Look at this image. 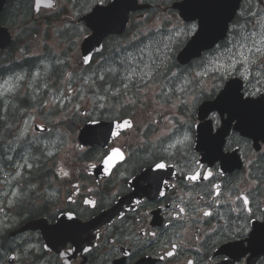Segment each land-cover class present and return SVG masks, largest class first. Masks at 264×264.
<instances>
[{
  "label": "flooded vegetation",
  "instance_id": "flooded-vegetation-1",
  "mask_svg": "<svg viewBox=\"0 0 264 264\" xmlns=\"http://www.w3.org/2000/svg\"><path fill=\"white\" fill-rule=\"evenodd\" d=\"M194 140L193 134V139L188 141V162H179L180 177L175 182H169V190L172 193L178 194L183 190L188 194L192 192L195 195L193 205L188 210V205L181 206L179 203V207L187 209L186 215L179 214L176 206L170 221L172 226L159 232L157 237L160 243H166L184 235L181 229H189L193 234L178 238L174 242L177 244L176 254L168 257L166 262L163 259L156 262L157 247L145 238L146 231L140 227L138 216L132 212L115 218L109 228L103 229L99 245L91 243L85 237L63 238L56 251H50L40 230L29 231L21 236L15 234L24 224L32 221L46 220L49 225H55L68 213L88 220L97 212L114 207L120 197L131 192L129 181L137 174L134 171L150 167L154 159L166 153L162 152L164 148H160L162 151L141 152L134 159L126 161L122 169L114 170L112 175L102 182L97 181L96 177H87L88 168H81L77 164L67 179L63 166L65 143L61 141L58 146V159L52 163L50 170L28 174L29 189L21 195L22 198L15 199L14 209L0 208V214H14L11 217L13 225L0 230V264H187L189 260L194 264H264V252L252 249L247 243L244 244L243 254L239 255L238 259L235 256L225 259L223 252L227 245L219 242L214 244L210 237L216 235L214 228L226 225L228 220L240 223L237 211L233 210L235 205H225L221 200L216 206H207V202L215 194L213 185L219 184L223 191L231 190L230 199H234L240 192L251 193V207L256 213L254 219L264 220L261 215L264 213V141L248 143L249 169L242 171L235 168L225 169L219 162L210 164L202 160L201 156L193 151ZM182 146L183 144H180L169 151L179 150ZM197 161L203 164V168L198 167ZM55 165L59 166L57 173H51L50 171L55 170ZM194 170L203 174L212 171L213 176L208 180L191 183L186 180L185 174L191 175ZM220 172H223V175H219ZM22 199L25 201H21ZM85 200H95L96 207L86 205ZM177 202L184 200L177 199ZM201 208L210 211L212 216L204 217L202 212H199ZM17 213L25 216H15ZM177 214L183 219H175ZM193 216L195 220L192 219ZM170 249L173 251L172 245Z\"/></svg>",
  "mask_w": 264,
  "mask_h": 264
},
{
  "label": "snow or ice",
  "instance_id": "snow-or-ice-1",
  "mask_svg": "<svg viewBox=\"0 0 264 264\" xmlns=\"http://www.w3.org/2000/svg\"><path fill=\"white\" fill-rule=\"evenodd\" d=\"M105 0H99V4L91 16L88 17L87 27L83 30L88 32L90 30L91 40H88V44L93 41H99V39L107 34V31L111 30L110 25L113 20L120 16V9L122 7L121 0H116L110 7L105 8L102 5ZM183 8L179 9L180 15L185 20L196 21L198 23H192L190 27L184 30L183 35H192L194 38L189 44L188 48L181 54H186L191 46L200 45L197 48V54L194 56H200V50L202 48L212 49L211 58L201 57L200 63L196 66L197 68H204L205 72H212L213 75H218L220 80H224L229 73H240L241 75L250 74L253 70L261 75H264V60H258L254 63V58L264 57V30L261 31H247L246 29L241 31L233 29V39L227 44L221 46L216 45L213 48L215 41L212 39L208 43H201L204 41L209 34H211L212 26L219 19V15L222 13L220 9L223 7L217 2V0H185ZM47 7H51V4H47ZM209 10H216V15H213ZM183 14V15H182ZM253 16L257 17V24L261 29H264V20L259 18V14L253 13ZM255 28V25L253 26ZM153 34L149 35L145 32L143 35L145 39H140L138 44L133 46V50H124L121 58L114 59L111 64L107 67L101 68L97 75L99 81L108 84V88L104 89L107 96L115 97L116 102L122 95H126L127 91L131 87L136 86L137 83L144 87L149 86L150 82H154L157 78H163L164 83L160 95L168 97L169 100L174 97L180 98L181 103L186 106L191 103L192 107H195L199 103L200 99L203 97L204 90L200 87V78L204 73L200 71H195L190 67L188 69H180L179 71H173L175 65L169 64L171 59L169 53L172 51L171 36L166 34L162 29L149 30ZM167 36V39L165 38ZM139 39V37H137ZM145 40L147 42H145ZM231 45V46H229ZM98 50V49H97ZM190 56L186 60L191 59ZM186 60H181L185 62ZM83 64L87 65L92 62V56L87 52L81 57ZM207 66V67H206ZM39 72L34 73V77L39 76ZM71 78V75L70 77ZM17 80L23 79V76H17ZM95 83V81H93ZM10 84L9 80L4 81L5 92H11L15 85L8 86ZM231 85V87H229ZM166 89V91L164 90ZM199 89V90H197ZM177 91L183 93V97H177ZM135 101H132L134 103ZM105 104H100L101 108H104ZM110 108H115V103L108 105ZM209 111L216 110L219 112L220 117L223 118L224 114L227 113V123L230 124L232 121H237V130L242 131L244 128L246 115L250 109L257 106H264V96L260 99H252L242 97L238 89L234 88L232 84H228L222 92H220L218 98L214 104L209 105ZM88 115H91L90 113ZM166 119V117H165ZM93 124H100L99 120L93 119ZM103 127V125H101ZM133 124L130 120H122V122L115 123L111 128H109L105 143H109L107 137L119 138L122 130L132 129ZM191 128V125H188ZM207 127V138L209 141V149L214 150L216 153L215 159L221 160L224 164L225 169H227L231 157L220 155L221 148L226 151L230 145L225 146L223 143V136L227 134L226 128L221 129L220 134L217 136L212 135V126L209 124ZM44 131L43 128L40 129ZM95 130V129H93ZM179 135V133H177ZM189 137L187 134L183 135V139H177L175 143H169L168 148L162 149L167 152L171 148H175L179 144H183L188 141ZM125 158L124 152L120 148H112L110 152L105 153L102 157L103 168L105 173H109L113 165L117 161H123ZM207 159V156H206ZM167 158L164 156H159L152 161L150 165V171L154 173L152 180L159 187L161 184L167 185L168 180L165 177V171L171 166L170 163L166 162ZM210 163L212 161H209ZM199 168H203V164L197 161ZM31 167V165H28ZM93 168L96 165H92ZM20 173L17 172V176ZM64 175H68L67 172ZM219 175H223L220 172ZM213 176L212 171H207L206 174L201 173L199 170H194L191 175L185 174V178L188 181L196 182L200 180H208ZM214 196L207 202L208 207L216 206L221 200L224 201L225 205L232 204L235 205L234 211H237V219L240 223H234L228 220L226 225L220 226L218 229H213L216 233L214 237H210L213 243H222L227 245L223 252L225 254V259L227 260L230 256H235L237 259L239 255L243 254L244 244L256 246L260 245L264 247V220L254 219L256 213L252 211L251 199L249 194L243 192L237 193L234 199H230L232 196L231 190L223 191L221 185L214 184ZM160 196H164V191L159 192ZM211 196L212 193L210 192ZM241 202V203H237ZM86 205L91 207H96L95 200H85ZM137 204L141 201L137 200ZM242 205V206H241ZM179 214H186L187 209L185 207H179ZM204 217L212 216L210 211L205 208L199 209ZM177 214L175 219H183L181 215ZM264 216V213L261 214ZM195 220V216L192 217ZM70 221V222H69ZM198 224L199 221H196ZM82 226L78 223L76 218L71 214H67L66 220H61L53 228L49 229V232L56 236L64 237L66 239L71 238V235L75 230L81 228ZM145 235L155 236V233H145ZM75 242V241H73ZM177 244H172L173 251H168L165 255L172 257L176 254L175 249ZM87 251L88 249H84ZM251 250V249H249ZM127 254V253H126ZM164 257H161L163 259ZM187 264H194L192 260L187 261Z\"/></svg>",
  "mask_w": 264,
  "mask_h": 264
},
{
  "label": "water",
  "instance_id": "water-1",
  "mask_svg": "<svg viewBox=\"0 0 264 264\" xmlns=\"http://www.w3.org/2000/svg\"><path fill=\"white\" fill-rule=\"evenodd\" d=\"M239 1L240 0H217V2L223 6L220 9V11L222 13H225V14L227 13V14L226 15H223V14L219 15L218 21L216 23H214L212 26L211 34H209V36L204 41L201 42L202 44L208 43V42H210V40L213 39L215 41V43L213 44V46H214L217 42L224 39L226 32H227L228 24L231 22V20L233 19V16L236 13ZM115 2H116V0H115ZM115 2H113V3H115ZM121 2H122V7L120 9V16L113 20L112 24L110 25L111 30L107 31V34L103 35L99 39L98 42L93 41L91 44H88V42H86L84 50L89 55L92 56V54L99 52L101 50L102 41L105 37H107L110 34H121L124 31L125 24H126V16H127V12H128L129 6H130V0H121ZM2 5H3V0H0V10H1ZM209 11L212 12L213 15H216V10H209ZM89 40H91V38ZM11 45H12V41L8 37V35H6L4 32H3V34H0V46L2 48H7V47H10ZM199 46H200L199 44L196 46H191L190 50L186 54H183L181 56V54L184 52L183 51L179 56V60L180 61L186 60L190 56H193V57H191V59L198 57V56H194V55L197 54V48ZM207 49H209V48H202L200 50V54L202 51L207 50ZM191 59L186 60L185 62H182V63H187ZM87 141H88L87 139L83 140L84 143H86Z\"/></svg>",
  "mask_w": 264,
  "mask_h": 264
},
{
  "label": "rangeland",
  "instance_id": "rangeland-1",
  "mask_svg": "<svg viewBox=\"0 0 264 264\" xmlns=\"http://www.w3.org/2000/svg\"><path fill=\"white\" fill-rule=\"evenodd\" d=\"M172 18L170 17L169 14H165L164 15H160L158 18L156 17V14H153L150 16L149 18V23H146L147 25V28L144 29V32H149V30H152V29H157V28H162V29H165L166 27L172 25ZM175 26L177 28V36L178 37H187L185 35H183V32L185 29L188 28V26H185L183 24H179L176 22V18H175ZM167 39V37H166ZM147 42V41H145ZM175 43V39L173 36H171V44L172 46L174 45ZM56 49H59V50H62L58 47V45H56ZM122 54H124V50L123 49H119L117 52H113L110 56H108V61H109V64H111V62L114 60V59H119L121 58ZM211 58V56L209 57ZM55 71V68H52V69H47L46 70V73H53ZM47 77V75H44ZM49 78V77H47ZM75 78H72V81L74 80ZM83 81V83L81 85H78L77 87L80 88V89H74L73 87H71V91H74L76 93V99L78 101H82L84 98H87L88 99V94L90 93V91L93 89L92 87H89L88 86V83L92 84V85H100L102 83V81H100L99 83H93L92 80H93V77L90 78V80H87V78H83L81 79ZM107 86V83L104 82L103 86H102V89H105ZM158 86L159 85H154L152 86L151 88H148V87H144L143 88V91H144V96L145 97H148L151 95V93L155 92L157 89H158ZM87 91V94L84 96L85 94V90ZM53 91L54 92H58V88L57 87H53ZM129 99L128 100H131L132 98V94H130V96H128ZM53 103V102H52ZM51 102H48V103H44V105L40 106L39 107V110L41 111H47V110H53V109H56V107L52 104ZM59 138H62V136L57 135V134H53L52 136L48 137L47 139L45 138H42V139H45L44 142H45V145L48 146V143L51 142L52 140H55V144L56 142L60 141ZM67 141H71V138H68ZM43 145V144H42Z\"/></svg>",
  "mask_w": 264,
  "mask_h": 264
},
{
  "label": "trees",
  "instance_id": "trees-1",
  "mask_svg": "<svg viewBox=\"0 0 264 264\" xmlns=\"http://www.w3.org/2000/svg\"><path fill=\"white\" fill-rule=\"evenodd\" d=\"M110 52H111V51H110ZM105 53H106V52H105ZM174 61H175L174 58H171V59H170V62H174ZM98 69L101 70V68H98ZM99 82H100V81L97 79V83H99ZM39 99H40V98H39ZM39 99H38V100H39ZM43 103H44L43 101H40V102H37V103H31V104H28V105L26 104V107L23 106V108H29V109H30V108H33V107H34V108H37V105L40 106V105H43ZM19 109H21V108H19ZM37 109H38V108H37ZM1 125H2V124L0 123V126H1Z\"/></svg>",
  "mask_w": 264,
  "mask_h": 264
},
{
  "label": "bare ground",
  "instance_id": "bare-ground-1",
  "mask_svg": "<svg viewBox=\"0 0 264 264\" xmlns=\"http://www.w3.org/2000/svg\"><path fill=\"white\" fill-rule=\"evenodd\" d=\"M119 49H115V50H112L110 53H109V55L108 56H110L113 52H117ZM201 69V68H200ZM108 88V84H107V86H106V88L105 89H107ZM102 91L104 92V89H102ZM105 93V92H104Z\"/></svg>",
  "mask_w": 264,
  "mask_h": 264
}]
</instances>
